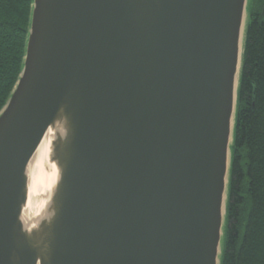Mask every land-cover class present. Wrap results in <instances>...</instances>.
Returning a JSON list of instances; mask_svg holds the SVG:
<instances>
[{
    "label": "water",
    "instance_id": "1",
    "mask_svg": "<svg viewBox=\"0 0 264 264\" xmlns=\"http://www.w3.org/2000/svg\"><path fill=\"white\" fill-rule=\"evenodd\" d=\"M247 0H33L0 111V264H219ZM50 217L21 223L51 127Z\"/></svg>",
    "mask_w": 264,
    "mask_h": 264
},
{
    "label": "trees",
    "instance_id": "2",
    "mask_svg": "<svg viewBox=\"0 0 264 264\" xmlns=\"http://www.w3.org/2000/svg\"><path fill=\"white\" fill-rule=\"evenodd\" d=\"M264 0L248 1L219 264H264ZM33 0H0V111L23 68Z\"/></svg>",
    "mask_w": 264,
    "mask_h": 264
},
{
    "label": "bare ground",
    "instance_id": "3",
    "mask_svg": "<svg viewBox=\"0 0 264 264\" xmlns=\"http://www.w3.org/2000/svg\"><path fill=\"white\" fill-rule=\"evenodd\" d=\"M64 135L61 127L49 128L26 166V202L20 220L27 232L50 217L51 202L59 180V170L52 159V145Z\"/></svg>",
    "mask_w": 264,
    "mask_h": 264
},
{
    "label": "flooded vegetation",
    "instance_id": "4",
    "mask_svg": "<svg viewBox=\"0 0 264 264\" xmlns=\"http://www.w3.org/2000/svg\"><path fill=\"white\" fill-rule=\"evenodd\" d=\"M248 1L249 0H247V5H248ZM251 4H252V6H255V9H257L258 6L261 4V0H251ZM261 8H262V12H263L264 11V5ZM248 16H249V14H248V11H247V8H246V22H247ZM245 27H246V23H245Z\"/></svg>",
    "mask_w": 264,
    "mask_h": 264
},
{
    "label": "rangeland",
    "instance_id": "5",
    "mask_svg": "<svg viewBox=\"0 0 264 264\" xmlns=\"http://www.w3.org/2000/svg\"><path fill=\"white\" fill-rule=\"evenodd\" d=\"M222 238H223V237H221V241H220V247H221V248H222Z\"/></svg>",
    "mask_w": 264,
    "mask_h": 264
}]
</instances>
